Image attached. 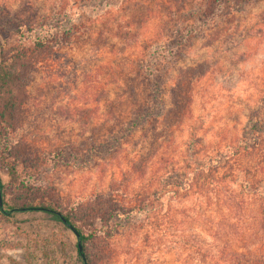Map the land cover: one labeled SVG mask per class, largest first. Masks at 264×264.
<instances>
[{"label": "rangeland", "instance_id": "rangeland-1", "mask_svg": "<svg viewBox=\"0 0 264 264\" xmlns=\"http://www.w3.org/2000/svg\"><path fill=\"white\" fill-rule=\"evenodd\" d=\"M181 1L116 0L110 10H98L102 15L87 26L79 25L87 21L86 14L77 23L79 11L74 7L68 13L77 23L70 46L55 49L50 63L30 68L18 112L9 125L0 124V155L6 147V162L18 164L10 176L0 162L4 211L32 201L65 212L87 204L91 195L119 178L136 148L130 145L116 157L109 155L106 143L126 121L138 94L144 96L137 76L143 45L161 31L170 36L174 26L198 15ZM186 1L197 7L205 0ZM67 2L0 0V27L7 29L2 44L15 45L22 23H39L58 3ZM237 5L236 0L227 2L213 26L206 25L170 64V78L193 79L191 113L183 126L164 132L169 142L159 149L172 163L179 161L193 134L203 143L222 146L242 138L251 108L264 97V0H250L242 9ZM166 98L169 104L168 91ZM91 136L101 144L99 153L83 151ZM68 145L74 149H66L61 161L55 158V149ZM256 155L252 162L264 166V153ZM259 172L264 175V167ZM123 231L111 242L110 264H180V254L168 243L178 240L177 233L133 237ZM76 245L69 229L40 212L5 216L0 209V264H81ZM103 249L101 244L98 251Z\"/></svg>", "mask_w": 264, "mask_h": 264}, {"label": "trees", "instance_id": "trees-1", "mask_svg": "<svg viewBox=\"0 0 264 264\" xmlns=\"http://www.w3.org/2000/svg\"><path fill=\"white\" fill-rule=\"evenodd\" d=\"M68 1L58 3L39 23H22L15 45L2 44L7 29L0 27V124L9 125L18 112L23 77L29 76L30 68L38 62L50 63L55 49L70 46L82 15H87V21L79 25L87 26L102 15L98 10L108 11L116 2ZM229 1L205 0L194 7L182 0L179 4L184 9H194L198 15L189 16L184 26H174L170 36L161 31L143 45L137 76L145 87L144 96L134 89L138 96L127 117H121L126 121H120L106 143L109 155L116 157L130 145L136 148L120 167L118 179L108 182L105 191L91 195L87 204L67 207L65 212L32 201L15 203L4 211L0 194L3 214L40 212L62 223L77 239L81 264H110L111 242L122 230L133 237L177 233L178 240L168 243L180 254V264H264V175L259 172L264 166L252 162L259 156L256 154L264 153V97L251 108L243 137L237 141L212 145L193 134L179 161L173 159L172 163L167 154L159 153L169 142L164 140V132L171 134L183 126L191 113L193 79L170 78V64L206 25L213 26ZM236 1L237 8L242 9L250 0ZM74 7L80 14L77 23L68 18ZM167 91L172 97L169 104ZM100 145L91 136L83 143L88 150L83 151L99 153ZM71 146L57 147L55 158L61 161L66 149H74ZM8 152L6 147L2 149L0 162L13 176L18 164L6 162ZM97 162H102L99 156ZM101 244L104 249L98 251Z\"/></svg>", "mask_w": 264, "mask_h": 264}, {"label": "water", "instance_id": "water-1", "mask_svg": "<svg viewBox=\"0 0 264 264\" xmlns=\"http://www.w3.org/2000/svg\"><path fill=\"white\" fill-rule=\"evenodd\" d=\"M0 204H1V202H0Z\"/></svg>", "mask_w": 264, "mask_h": 264}]
</instances>
